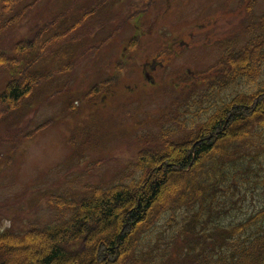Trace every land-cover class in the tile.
<instances>
[{"label": "rangeland", "instance_id": "1", "mask_svg": "<svg viewBox=\"0 0 264 264\" xmlns=\"http://www.w3.org/2000/svg\"><path fill=\"white\" fill-rule=\"evenodd\" d=\"M245 6L242 0L16 2L7 15V55L35 38L43 58L32 91L0 120V227L62 220L83 196L119 182L123 171L140 174L133 165L149 148L192 139L190 115L179 119L172 105L200 91L233 32L244 39ZM253 8L264 11V0ZM52 32L59 36L45 42ZM12 78L9 67L0 68V92ZM170 162L166 157L151 179L162 178ZM26 243L13 264L32 263L50 244Z\"/></svg>", "mask_w": 264, "mask_h": 264}, {"label": "trees", "instance_id": "2", "mask_svg": "<svg viewBox=\"0 0 264 264\" xmlns=\"http://www.w3.org/2000/svg\"><path fill=\"white\" fill-rule=\"evenodd\" d=\"M18 1L0 0V68L13 76L0 92V120L41 76L35 38L11 45L14 56L3 45ZM255 1L242 0L244 39L233 32L200 91L172 105L179 119L190 115L192 139L149 148L133 165L140 174L123 171L62 220L0 227V264H13L30 238L50 242L30 264H264V11L255 13ZM166 157L163 177L151 179Z\"/></svg>", "mask_w": 264, "mask_h": 264}]
</instances>
